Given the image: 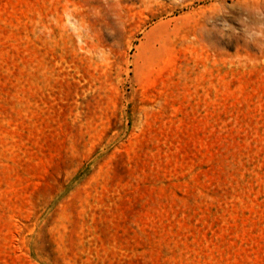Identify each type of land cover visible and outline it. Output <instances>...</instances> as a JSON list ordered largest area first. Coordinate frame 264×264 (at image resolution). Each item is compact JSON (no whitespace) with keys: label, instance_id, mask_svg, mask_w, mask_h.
<instances>
[{"label":"rangeland","instance_id":"374dc122","mask_svg":"<svg viewBox=\"0 0 264 264\" xmlns=\"http://www.w3.org/2000/svg\"><path fill=\"white\" fill-rule=\"evenodd\" d=\"M232 3L0 0V264H264V45L203 30Z\"/></svg>","mask_w":264,"mask_h":264},{"label":"clouds","instance_id":"9594fccd","mask_svg":"<svg viewBox=\"0 0 264 264\" xmlns=\"http://www.w3.org/2000/svg\"><path fill=\"white\" fill-rule=\"evenodd\" d=\"M247 0H241L239 4L233 0L230 6L233 9H237L241 12V15L237 17L238 22L242 25L241 29L235 28L226 19L219 21V23L213 22V27L207 29L205 25L203 30L215 31L222 37L227 36L231 38L232 35H239L243 31L245 38L248 41L256 43L258 46L264 45V0L259 5V11H256L250 6H244ZM226 5V0H225ZM228 13V8L225 6V10L221 16Z\"/></svg>","mask_w":264,"mask_h":264}]
</instances>
